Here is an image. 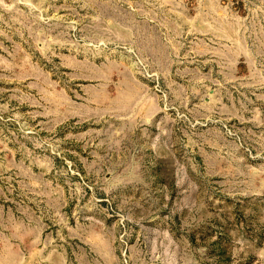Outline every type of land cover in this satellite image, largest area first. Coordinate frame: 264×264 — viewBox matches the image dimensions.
Masks as SVG:
<instances>
[{"label": "rangeland", "instance_id": "obj_1", "mask_svg": "<svg viewBox=\"0 0 264 264\" xmlns=\"http://www.w3.org/2000/svg\"><path fill=\"white\" fill-rule=\"evenodd\" d=\"M0 264H264V0H0Z\"/></svg>", "mask_w": 264, "mask_h": 264}]
</instances>
